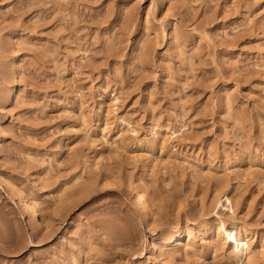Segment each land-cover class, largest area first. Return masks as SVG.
<instances>
[{
	"label": "rangeland",
	"instance_id": "1",
	"mask_svg": "<svg viewBox=\"0 0 264 264\" xmlns=\"http://www.w3.org/2000/svg\"><path fill=\"white\" fill-rule=\"evenodd\" d=\"M0 264H264V0H0Z\"/></svg>",
	"mask_w": 264,
	"mask_h": 264
},
{
	"label": "bare ground",
	"instance_id": "2",
	"mask_svg": "<svg viewBox=\"0 0 264 264\" xmlns=\"http://www.w3.org/2000/svg\"><path fill=\"white\" fill-rule=\"evenodd\" d=\"M116 99H117V97H116ZM131 189L134 190V192H135L136 201L141 204V209H142V212L144 213V216L147 218L152 217V206H151V202L149 200V197H148L146 191L144 189H142L140 187H136L134 185H131ZM24 206H25L26 213H28L32 217H35V218L38 217L39 214H38L37 206L31 197H27L25 199ZM191 237L189 236L188 242L191 241ZM180 238H182V234L177 233L175 235L174 241H178ZM166 243H168V242H166Z\"/></svg>",
	"mask_w": 264,
	"mask_h": 264
}]
</instances>
